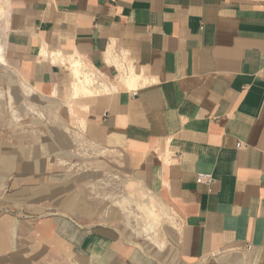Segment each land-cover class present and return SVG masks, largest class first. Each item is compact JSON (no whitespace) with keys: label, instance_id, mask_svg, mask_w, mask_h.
<instances>
[{"label":"crops","instance_id":"crops-1","mask_svg":"<svg viewBox=\"0 0 264 264\" xmlns=\"http://www.w3.org/2000/svg\"><path fill=\"white\" fill-rule=\"evenodd\" d=\"M0 41L89 152L0 125V264H264V0H0Z\"/></svg>","mask_w":264,"mask_h":264},{"label":"rangeland","instance_id":"rangeland-1","mask_svg":"<svg viewBox=\"0 0 264 264\" xmlns=\"http://www.w3.org/2000/svg\"><path fill=\"white\" fill-rule=\"evenodd\" d=\"M0 43L2 42L0 41ZM16 79L17 78H15L8 69L7 63L0 62L1 127H5L6 131L8 129H12V132H14V130L23 131L21 134L30 131L31 139L34 140V142L36 141L37 143L45 145L48 144L49 146L52 145L50 147L54 149L57 146L59 148V155L78 156V160L79 157L83 158L86 154H89V152L85 150V147H83V149L79 145L76 147L74 145L75 142L73 143L70 137H66L62 134H53V130L50 128L54 122L52 119L53 114H51V106L49 105L50 107H46L45 113L44 107L41 108L39 104L31 102L29 97L25 99L29 93L28 95L25 93L23 86L20 87ZM41 112L46 115L45 119L40 118ZM14 133L16 134V132ZM72 146L73 148L70 149ZM71 150H73V152ZM55 154H57V152H55ZM115 173L116 171L113 172V174Z\"/></svg>","mask_w":264,"mask_h":264},{"label":"bare ground","instance_id":"bare-ground-1","mask_svg":"<svg viewBox=\"0 0 264 264\" xmlns=\"http://www.w3.org/2000/svg\"><path fill=\"white\" fill-rule=\"evenodd\" d=\"M0 62H3V63H7V60H6V54H5V47H4V44L3 43H0ZM74 62H76V64H75V66H74V74H75V76L78 78L77 80H75V82H74V91H75V94L74 95H79V94H90V93H94L92 90H91V88H90V86L91 85H93V84H95V82H98L97 81V79H96V77H94L92 74H90L89 73V71H87L86 69H83V65L81 64V63H77V61H74ZM79 62V61H78ZM6 65V64H5ZM88 69V68H87ZM137 72H138V68H137V70H136ZM91 72V71H90ZM129 72V71H128ZM137 72H135V69L134 68H131L130 69V76H129V82L131 83V84H135V83H138L139 81H138V76H137ZM139 73H140V71H139ZM98 85V84H97ZM101 86V90H103V92L104 91H109L110 89L108 88V86L107 85H105V84H101L100 85ZM100 86H99V88H100ZM24 88V91H25V93H27V95H28V93L29 94H32L33 93V90L31 89V88H29V87H23ZM95 88V87H94ZM96 89V88H95ZM100 90V89H99ZM99 90H96V92L97 91H99ZM138 191V190H137ZM141 194V193H140ZM128 197V196H127ZM142 199V198H141ZM123 200V199H122ZM134 200H135V198H134ZM144 200H147V199H144ZM135 202V201H134ZM138 202V201H137ZM154 202V201H153ZM118 203V202H117ZM123 203V202H122ZM130 203V202H129ZM121 204V203H120ZM120 204H118V205H120ZM153 204V203H152ZM115 205V204H114ZM122 205V204H121ZM139 205H141V204H139ZM154 205V204H153ZM138 206V205H137ZM136 206V207H137ZM144 207V206H143ZM160 207V206H159ZM123 208V207H122ZM138 208V207H137ZM142 208V207H141ZM145 210H144V213L146 214V217H154L155 216V214H154V211L153 210H151V208L150 207H148V206H145V208H144ZM166 209V208H165ZM155 210V209H154ZM159 211V210H158ZM128 212H130V211H128ZM164 212V211H163ZM132 213V212H131ZM142 213H143V211H142ZM165 213V212H164ZM140 214V213H139ZM167 214V213H166ZM170 214V213H169ZM131 215V214H130ZM159 215V214H158ZM162 215V214H161ZM128 216V215H127ZM137 216V215H136ZM138 217H140V216H138ZM173 217V216H172ZM138 219V218H137ZM143 220V219H142ZM141 220V221H142ZM153 220V219H152ZM152 220H151V222H152ZM136 221V220H135ZM140 221V220H139ZM143 223H144V220L142 221ZM137 223V222H136ZM140 223V222H139ZM148 223V222H147ZM149 224V223H148ZM148 224H147V226H148ZM155 224V223H154ZM153 225V224H152ZM156 225V224H155ZM139 228V227H138ZM150 228H152V226H150ZM147 230V229H146ZM137 231H139V230H137ZM144 231V230H143ZM153 231H154V229H153ZM146 234H148V233H146ZM154 234H156V233H154ZM150 235V234H149ZM148 237V236H147ZM152 237V236H151ZM157 237V236H156ZM150 238V237H149ZM152 239H154L153 237H152ZM158 239V238H157ZM161 240H163V239H161ZM165 241V240H164ZM163 241V242H164ZM164 244V243H163ZM157 246V245H156ZM163 247V246H162ZM161 248V247H160Z\"/></svg>","mask_w":264,"mask_h":264},{"label":"built area","instance_id":"built-area-1","mask_svg":"<svg viewBox=\"0 0 264 264\" xmlns=\"http://www.w3.org/2000/svg\"><path fill=\"white\" fill-rule=\"evenodd\" d=\"M239 147H242L243 144L240 142L238 144ZM197 181L200 183H205L207 185H211V183L213 182V177L211 174L209 173H199L197 176Z\"/></svg>","mask_w":264,"mask_h":264}]
</instances>
